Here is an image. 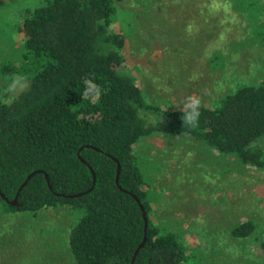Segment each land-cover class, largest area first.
Masks as SVG:
<instances>
[{
    "label": "trees",
    "instance_id": "obj_1",
    "mask_svg": "<svg viewBox=\"0 0 264 264\" xmlns=\"http://www.w3.org/2000/svg\"><path fill=\"white\" fill-rule=\"evenodd\" d=\"M232 1L264 23L261 0ZM123 11L115 0H26L13 16L5 36H20L18 57L0 64V74H21L28 87L0 103V203L11 214L82 211L68 240L75 264H131L143 237L132 264H193L199 246L186 247L184 237L198 238L199 224L167 220L152 205L151 179L134 146L154 133L191 139L264 172V82L241 85L211 107L201 103L198 126L183 125V108L148 104L125 66L131 26ZM86 79L98 95H85ZM151 114L158 115L152 124ZM256 228L248 219L227 233L235 240L255 235L264 250Z\"/></svg>",
    "mask_w": 264,
    "mask_h": 264
},
{
    "label": "rangeland",
    "instance_id": "obj_2",
    "mask_svg": "<svg viewBox=\"0 0 264 264\" xmlns=\"http://www.w3.org/2000/svg\"><path fill=\"white\" fill-rule=\"evenodd\" d=\"M25 2L0 0V64L18 57L20 36L12 30L14 36L5 35ZM211 2L115 0L124 10L121 19L131 26L125 66L148 104L181 110L187 97L196 96L211 107L241 85L264 82V36L258 39L257 32L264 23L255 24L237 1L217 0L225 7L215 12L207 9ZM4 84L0 74V98ZM157 117L147 115L146 121L152 124ZM259 145L264 150V139ZM134 151L144 159L152 205L163 218L199 224L198 238L184 237L186 247L199 246L193 264H264L255 235L235 240L227 233L252 219L264 240L263 171L219 156L199 141L157 133L139 140ZM4 207L0 203V264H75L68 240L82 211L62 206L11 214Z\"/></svg>",
    "mask_w": 264,
    "mask_h": 264
},
{
    "label": "clouds",
    "instance_id": "obj_3",
    "mask_svg": "<svg viewBox=\"0 0 264 264\" xmlns=\"http://www.w3.org/2000/svg\"><path fill=\"white\" fill-rule=\"evenodd\" d=\"M221 7H225L217 2V0H212L209 5L210 12H215ZM4 88L5 95L0 98V103L11 104L18 96L20 92L28 87L27 78L21 74H14L5 78ZM100 88L90 79L84 81V93L88 95L89 93L98 95ZM201 101L199 97L189 96L187 97V102L182 110L181 120L183 125L195 128L198 126L201 111H200Z\"/></svg>",
    "mask_w": 264,
    "mask_h": 264
},
{
    "label": "water",
    "instance_id": "obj_4",
    "mask_svg": "<svg viewBox=\"0 0 264 264\" xmlns=\"http://www.w3.org/2000/svg\"><path fill=\"white\" fill-rule=\"evenodd\" d=\"M31 175H32V174H31ZM31 175H30V176H31ZM118 175H119V165H117V170H116V178H115V181H116V182H117ZM30 176H28L27 179H29ZM27 179H26V181H27ZM26 181L22 184V186L26 183ZM0 197L3 198L2 195H0ZM136 202L139 204V201H138V200H136ZM11 204L14 205V204H15V200H13V202H12ZM139 208H140V210H141V212H142V216H143V220H144V224H145V228H146V216H145V213H144V211H143V208H142V206H141L140 204H139ZM145 240H146V238L143 237L142 242L139 244L138 248H137L136 251L134 252L133 259H134L135 255L137 254V252L139 251V249L143 247V245H144V243H145ZM133 259H132V261H131V264L133 263Z\"/></svg>",
    "mask_w": 264,
    "mask_h": 264
}]
</instances>
